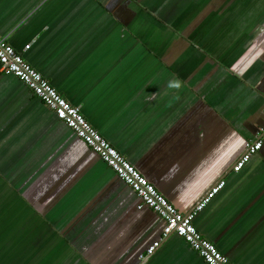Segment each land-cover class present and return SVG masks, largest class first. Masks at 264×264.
<instances>
[{
    "label": "crops",
    "instance_id": "0c3cea01",
    "mask_svg": "<svg viewBox=\"0 0 264 264\" xmlns=\"http://www.w3.org/2000/svg\"><path fill=\"white\" fill-rule=\"evenodd\" d=\"M0 36L179 212L224 181L193 224L264 264V0H0ZM139 202L0 74V264H205Z\"/></svg>",
    "mask_w": 264,
    "mask_h": 264
},
{
    "label": "built area",
    "instance_id": "2783aa9c",
    "mask_svg": "<svg viewBox=\"0 0 264 264\" xmlns=\"http://www.w3.org/2000/svg\"><path fill=\"white\" fill-rule=\"evenodd\" d=\"M129 1V0H120ZM29 49L26 45L23 51ZM0 74L12 76L22 82L55 117L71 129L76 137L91 149L115 175L128 186L139 199L137 208L144 207L153 211L163 222L161 239L171 235L182 239L205 264H233L217 248L204 239L196 230L193 221L208 203L223 189L225 182L220 181L211 187L205 196L193 207L191 212H179L154 186H152L98 131L88 123L83 115L61 96L50 84L33 69L6 40L0 36ZM264 145V122L258 136L245 143V151L234 163L232 170L241 171L246 163ZM159 243H154L146 252L152 255ZM143 257H141L142 259Z\"/></svg>",
    "mask_w": 264,
    "mask_h": 264
},
{
    "label": "clouds",
    "instance_id": "9594fccd",
    "mask_svg": "<svg viewBox=\"0 0 264 264\" xmlns=\"http://www.w3.org/2000/svg\"><path fill=\"white\" fill-rule=\"evenodd\" d=\"M181 86L182 82L179 80H170L167 85V87L170 89H179ZM152 95L154 96L155 94Z\"/></svg>",
    "mask_w": 264,
    "mask_h": 264
}]
</instances>
